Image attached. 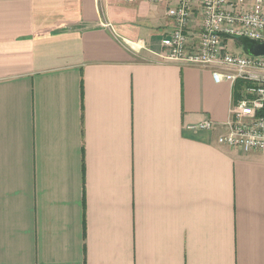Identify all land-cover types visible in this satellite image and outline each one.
I'll return each instance as SVG.
<instances>
[{
    "label": "crops",
    "instance_id": "0c3cea01",
    "mask_svg": "<svg viewBox=\"0 0 264 264\" xmlns=\"http://www.w3.org/2000/svg\"><path fill=\"white\" fill-rule=\"evenodd\" d=\"M176 2L0 0V264H264V153L161 57Z\"/></svg>",
    "mask_w": 264,
    "mask_h": 264
},
{
    "label": "built area",
    "instance_id": "2783aa9c",
    "mask_svg": "<svg viewBox=\"0 0 264 264\" xmlns=\"http://www.w3.org/2000/svg\"><path fill=\"white\" fill-rule=\"evenodd\" d=\"M166 14L172 29L161 40V57L205 68L217 84L239 85L217 144L264 153V54H234L227 49L230 39L264 43V0H177ZM196 18L197 38L191 41L190 23ZM215 126L203 119L185 128L213 131Z\"/></svg>",
    "mask_w": 264,
    "mask_h": 264
},
{
    "label": "water",
    "instance_id": "95a60500",
    "mask_svg": "<svg viewBox=\"0 0 264 264\" xmlns=\"http://www.w3.org/2000/svg\"><path fill=\"white\" fill-rule=\"evenodd\" d=\"M242 45V52L249 56H260L264 54V43H255L246 38H239Z\"/></svg>",
    "mask_w": 264,
    "mask_h": 264
},
{
    "label": "rangeland",
    "instance_id": "374dc122",
    "mask_svg": "<svg viewBox=\"0 0 264 264\" xmlns=\"http://www.w3.org/2000/svg\"><path fill=\"white\" fill-rule=\"evenodd\" d=\"M227 49L230 53L243 54L241 43L233 39L228 40Z\"/></svg>",
    "mask_w": 264,
    "mask_h": 264
},
{
    "label": "trees",
    "instance_id": "16d2710c",
    "mask_svg": "<svg viewBox=\"0 0 264 264\" xmlns=\"http://www.w3.org/2000/svg\"><path fill=\"white\" fill-rule=\"evenodd\" d=\"M235 87L239 88V85H237V86L235 85ZM236 98H238V97H237V93H234V95H233V100H235Z\"/></svg>",
    "mask_w": 264,
    "mask_h": 264
}]
</instances>
